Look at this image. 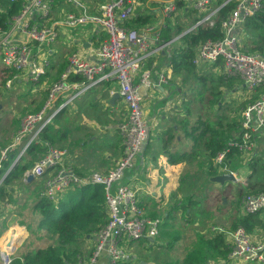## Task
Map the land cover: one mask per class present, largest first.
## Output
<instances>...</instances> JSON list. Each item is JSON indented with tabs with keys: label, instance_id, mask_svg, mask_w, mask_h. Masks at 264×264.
<instances>
[{
	"label": "built area",
	"instance_id": "obj_1",
	"mask_svg": "<svg viewBox=\"0 0 264 264\" xmlns=\"http://www.w3.org/2000/svg\"><path fill=\"white\" fill-rule=\"evenodd\" d=\"M13 1L16 0H10ZM88 1L60 0L55 3V0H22L19 13L10 18L6 30L0 31V62L11 75L6 81L8 87L23 78L38 87L50 67L48 56L51 47L63 35L72 39V31L86 27L89 28L83 31L84 34L76 36V40L98 30L104 35V40L95 50L94 60L87 59L79 51L67 57L66 67L48 87L43 105L37 112L21 118L19 131L13 142L1 152V159L7 158L9 152L20 146L18 160L28 145L38 139L40 131L71 101L73 93L114 79L118 85L117 94L126 108V116L118 125L123 152L114 167L106 173L92 172L87 177H81L71 166L62 163L64 151L44 143L43 155L26 174L43 180L41 196L52 202L68 190L85 185L102 186L107 221L95 233L93 248L81 264H121L129 259L127 243L155 238L161 224L159 218L145 213L136 188L124 183L123 179L134 167L148 139L139 87L155 89L167 81L163 73L152 79L150 71L142 70L144 61L154 50L162 51L170 42L161 39L163 24L147 25L137 30L124 25L132 17L137 0ZM158 1L163 4L160 8L163 20L176 15L177 6L173 0ZM185 3L200 17L182 34L201 25L214 27L218 12L233 6L220 23L223 37L207 39L199 44L192 63L196 67L219 63L224 77L240 79L242 101L261 89L260 96L241 112L240 142L228 143L229 148L236 147L241 153H248L254 147L253 136L264 133V59L242 50L241 31L246 21L260 11L262 0H185ZM63 6L69 7V10L61 11L59 7ZM60 11L63 13L59 17L57 13ZM89 29L92 32L87 34ZM224 159L225 152H222L212 161L214 165H219ZM225 170L237 177L235 172ZM241 211L246 215L260 214L264 219V192L243 195ZM227 236L228 264H264V244L243 227L235 228ZM11 250L12 247L7 246L1 249L0 264H10Z\"/></svg>",
	"mask_w": 264,
	"mask_h": 264
},
{
	"label": "crops",
	"instance_id": "obj_2",
	"mask_svg": "<svg viewBox=\"0 0 264 264\" xmlns=\"http://www.w3.org/2000/svg\"><path fill=\"white\" fill-rule=\"evenodd\" d=\"M102 1L105 0H89L88 2L100 3ZM59 8L61 11L69 10L67 6ZM61 11L57 13L59 17L62 16ZM137 14L152 15L156 20L152 25L155 26L164 24L165 20L168 23L172 22L174 17L163 20L160 8H149L140 0L136 1L133 10V15ZM91 30L89 29L87 34L91 33ZM70 34L72 39L63 35L51 47L48 56L50 67L36 91H39L41 86H46L48 90V87L65 69L67 57L74 51H79L87 59L94 60L95 50L104 40V35L100 30L80 40H76V36L81 35L77 33V30ZM178 38L169 41L168 46L162 51L154 50L144 61L142 70L150 71L152 79H156L159 73H163L167 76V81L155 89L139 87L143 119L148 128V139L141 155L135 160L134 167L123 179L124 183L136 188L145 213L149 217L161 220L156 237L161 236L162 243L164 240L169 242V247L172 245L171 241L175 244L174 249L172 246L169 251H177L180 259L173 264H182L185 254L191 250L198 234L210 235L212 232H220L225 234V240L228 243L227 234L232 231L230 224L233 217L235 216L236 219L240 215H246L241 211L242 196L251 188L264 189L263 133L253 136L252 142L255 148L253 147L254 151L251 154L241 153L240 156L235 157L237 185L241 184V188L240 186L235 187V210H227L230 215L229 226L218 224L219 219L222 220L223 215L228 213L225 210L223 214L215 201L220 202V198L224 196L222 192L229 184L221 186L210 181L209 178L227 171L216 168V174L209 176L205 168L200 169L196 161L190 160L192 142L184 135L186 125L192 122L191 115L187 113L189 106L187 102L190 101V96H188L185 85L182 86L180 75L173 74L169 64L174 49L178 47ZM200 68L205 67H197V69ZM23 80L25 81L24 78L16 81V84L18 85ZM117 90L116 81L109 79L83 92L73 93L71 101L63 107L58 118L51 123L54 142L44 143H49L64 151L62 163L71 166L81 177H87L92 172L106 173L114 167L122 155L123 145L118 125L126 116V108L117 95ZM19 148L20 146L8 153V155L14 154L9 169L18 161L16 158ZM250 167H254L253 171ZM28 170L13 187L12 201L0 203V223L4 221L6 224V227L0 225V251L7 246L8 242L16 241L12 246L11 257L29 236L25 224H31L36 200L43 190L42 179L33 177L32 180H27ZM242 192L243 195H240ZM70 193H75V191L68 190L58 199H67L71 196ZM210 205H213V208ZM209 216L214 225L209 228V231L203 232L202 226L209 223ZM258 216L264 220L260 214ZM18 217L21 219L19 222ZM35 220H37L36 217ZM22 222L24 224H21ZM162 224L166 228H163ZM263 230L254 229L250 234L253 238L258 239L259 237L261 240L260 235L264 234ZM189 232L193 234L190 235L189 243L184 246V252L181 255L179 250L186 244ZM41 240L42 238L36 240L35 242L38 243L35 246L40 247ZM146 241L152 243V239ZM259 242L264 244L262 241ZM93 245L94 237L86 242L87 251H90ZM32 248L29 247L27 250H32Z\"/></svg>",
	"mask_w": 264,
	"mask_h": 264
},
{
	"label": "trees",
	"instance_id": "obj_3",
	"mask_svg": "<svg viewBox=\"0 0 264 264\" xmlns=\"http://www.w3.org/2000/svg\"><path fill=\"white\" fill-rule=\"evenodd\" d=\"M59 1L55 0V3ZM140 1L149 8L159 9L163 5L158 0ZM173 1L177 6L179 15H175L172 22L168 23L165 20L161 36L163 42H169L181 35L200 17L199 13L187 6L185 0ZM21 3L22 0L13 2L0 0V31L9 27L10 18L19 13ZM232 9V5L222 8L215 18L214 27L209 28L207 25H201L182 34L177 39L179 44L174 49L169 64L173 74L180 75L182 86H186L188 83L186 75L198 70L192 63L196 48L207 39L218 40L223 37L220 23ZM155 21L152 15L137 14L127 20L124 25L129 29L137 30L152 25ZM241 36L242 50L251 54H258L264 59V0H262V8L255 17L244 24ZM207 67L210 70L218 68V73L216 76L210 72L209 75L201 74L196 77L201 86L196 87L195 90L191 91L192 93L188 92L190 101L187 102L189 105L187 113L189 116L191 115L192 122L186 125L184 135L192 142L190 160L196 161L200 169L205 168L206 174L213 176L216 174V168L225 169L234 162L235 157L241 155L236 147L229 148L228 143L230 141L240 142L241 112L247 104L254 102L262 91L258 89L248 99L234 103L230 100L229 93L232 90H242L240 79L224 77L219 63L205 68ZM10 76L6 69L0 70L1 87H4ZM207 81L211 83L210 86H207L209 83ZM42 93L41 91L40 94ZM40 106L36 110L40 109ZM58 114L52 122L58 118ZM51 123L40 131L38 139L28 145L24 154L5 176L3 168L11 165L14 154L7 155V160L1 161L0 203L12 201L11 191L13 187L24 176L25 171L43 155L45 151L44 142L51 144L54 142V131L51 130ZM222 152H225V159L221 164L214 165L212 158ZM250 168L253 171L254 167ZM74 191L75 193H70L71 196L67 199H58L55 202L38 196L33 211L40 217L35 228L36 231L43 234L40 233L36 236L38 232L33 231L31 224L25 225L29 231V236H32L35 241L40 240V235H42L43 238L50 242L53 241V243L35 250H26L21 254H14L10 264H81L84 262L90 252L86 249V242L92 239L95 233L106 223L107 211L102 186L98 184L85 185L74 189ZM261 192H264V189L251 188L244 195ZM240 195H243V192ZM0 225L6 227L4 221ZM239 226L243 227L246 232L252 233L254 229H264V220L260 219L258 214L240 215L236 219L234 216L230 230ZM228 252L225 234L220 232H212L210 235L198 234L191 250L185 254L182 264H228Z\"/></svg>",
	"mask_w": 264,
	"mask_h": 264
},
{
	"label": "rangeland",
	"instance_id": "obj_4",
	"mask_svg": "<svg viewBox=\"0 0 264 264\" xmlns=\"http://www.w3.org/2000/svg\"><path fill=\"white\" fill-rule=\"evenodd\" d=\"M87 28L89 27H86L82 30L77 29V33L81 34ZM201 67H206V66H201ZM2 68H3V65L0 62V70ZM210 72L211 74L216 76L218 73V68H214L212 70H210L209 67L204 68V69L200 68V70L198 69L195 73L193 72V73L187 74L186 76L188 78V83H186V86H185L187 89V92L189 91L191 92L195 90L196 87L201 86V83L198 82L196 79L198 75H201V74L209 75ZM210 85L211 83L209 82L207 86H210ZM36 88H37L36 86L30 83H27L24 80L21 81V83H19L18 85L15 82L11 84L10 87H8L6 83L4 87L0 86V166H2L1 161L3 162L6 160V158L1 159V152L12 143L14 136L18 133L21 118L26 114L37 112L39 109L36 110V108L40 105L42 106V104L44 103L45 94L47 91L46 86L45 87L41 86L40 90L35 92ZM41 91L43 92L42 94H40ZM239 94H240L239 90L237 91L232 90V92L229 93L230 100L234 103L235 102L237 103L238 101H242L240 99ZM254 148L248 151V153H244V154H251L254 151ZM9 168H10V165L3 168L4 174L9 170ZM226 168L228 171L235 172V160L234 162L230 163ZM236 186H240L241 188V184L237 185V183L236 185L234 183V184H231L230 186H227V188L225 187L224 191L222 192V195L224 196L220 198V202L217 203L216 202L217 200L215 201V203L218 204L217 206L220 208V210L223 211V214L225 213V210L226 211L235 210V187ZM229 194L232 196H228ZM224 200L226 201V203ZM210 207L213 208V205H210ZM226 213L228 214L223 215V217L221 218L222 220L219 219L218 224L229 226L228 221L230 219L229 218L230 215L228 211ZM34 216L37 218V220H39L40 216L37 213L35 214L33 213V220L30 222L33 228V231L36 233L38 232L36 231V228H35L37 224V220H35ZM20 220H21L20 217H18L17 221L19 222ZM208 222L209 223L207 225L202 226L203 232H206L207 230L209 231V228H211V226L214 225L213 224L214 222L210 216L208 217ZM162 226L163 228H166L164 224H162ZM262 232H264V230ZM40 233L41 232H38V234L36 233V236H38ZM192 234L193 233L191 232L187 233V239L185 242L186 244H184L181 247V250H179L181 255L184 252V248H185L184 246L187 245V243H189V238H190V235ZM41 238H42V240L40 241L41 245L40 247H38V245L35 246L38 242H35L32 236H27V238H25V240L18 247L19 250L17 249L18 251L15 252L14 254H21L22 252L26 251L29 247H33L32 250H35L37 248H42V247L47 246L50 243H53V241L50 242L48 239H44L42 236ZM260 238L261 240H259V237L258 239L256 238L255 239L257 241L264 242V234L261 233ZM162 240L163 238L159 236V237L153 238L152 243H149L145 240H136V241L127 243L129 259L128 261H124L121 264H173L174 262L180 259V256L177 254V251L175 250L169 251L172 246L174 249L175 244H173V241H171L172 245L171 247H169L168 246L169 242L167 241L165 242L164 240L162 243L161 242Z\"/></svg>",
	"mask_w": 264,
	"mask_h": 264
},
{
	"label": "water",
	"instance_id": "obj_5",
	"mask_svg": "<svg viewBox=\"0 0 264 264\" xmlns=\"http://www.w3.org/2000/svg\"><path fill=\"white\" fill-rule=\"evenodd\" d=\"M32 179H33V175L29 173L27 175V180L30 181ZM209 180L214 182V183H218L221 186L224 185V184L225 185L226 184L231 185V184H234V183L236 185V183H237V179L230 173H223L221 175L213 176V177H210ZM229 185H227V186H229ZM227 186H225V187L227 188Z\"/></svg>",
	"mask_w": 264,
	"mask_h": 264
},
{
	"label": "bare ground",
	"instance_id": "obj_6",
	"mask_svg": "<svg viewBox=\"0 0 264 264\" xmlns=\"http://www.w3.org/2000/svg\"><path fill=\"white\" fill-rule=\"evenodd\" d=\"M26 232V231H25ZM24 233V232H23ZM19 235V234H18ZM22 236V235H21ZM19 239V238H18ZM20 240V239H19ZM14 243H16V241H11L7 243V247H12V245H14Z\"/></svg>",
	"mask_w": 264,
	"mask_h": 264
}]
</instances>
